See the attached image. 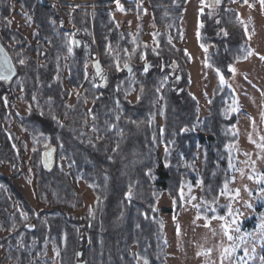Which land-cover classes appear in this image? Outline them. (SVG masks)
Listing matches in <instances>:
<instances>
[{"label":"trees","instance_id":"16d2710c","mask_svg":"<svg viewBox=\"0 0 264 264\" xmlns=\"http://www.w3.org/2000/svg\"><path fill=\"white\" fill-rule=\"evenodd\" d=\"M14 1L21 9L16 11L26 21L32 20L37 30L28 39L12 29L13 1L0 0V39L17 68L11 81L0 82V229L9 232L0 239V251L5 250L0 264H53L49 244L58 249L59 264H136L137 257L147 264H166L161 213H180L181 189L188 182L199 181L202 198L216 204L238 160L234 146L239 136L232 128L239 121L240 105L229 85L230 67L244 61L252 48L231 4L243 5L245 0H206L200 41L204 48L211 47L207 62L221 72L227 84L215 88L204 116L189 91L190 57L171 39V35L177 42L181 39L177 20L187 0H142L152 8L159 46L136 51L131 35L119 32L113 15L98 11L95 32L108 79L102 83L95 77L74 104L69 103L66 85L56 80L55 61L69 50L67 43L58 40L56 28L74 33L66 84L78 89L84 79L83 42L90 36L91 15L81 10L57 14L40 0ZM122 2L135 10V1ZM68 22L71 28H66ZM20 60L25 63L21 65ZM126 62L137 70V81L125 70ZM135 82L138 100L132 102L128 94ZM161 98L159 124L156 114ZM15 102L30 103L31 115H18L13 110ZM13 119L31 138L29 164L35 170L38 199L46 204L40 211L31 206L14 180L24 174L27 162L15 148L14 134L3 127ZM160 145L167 148L161 158ZM199 152L201 170L196 175L193 165ZM49 154L51 163L45 161ZM161 162L164 166L158 170ZM5 165L11 175L4 174ZM80 181L95 195L93 207H87L81 217L76 214L84 209ZM163 191L174 200L173 210L158 208ZM207 210L198 214L206 211L212 219L226 213V208ZM31 220L33 231L26 227Z\"/></svg>","mask_w":264,"mask_h":264},{"label":"rangeland","instance_id":"374dc122","mask_svg":"<svg viewBox=\"0 0 264 264\" xmlns=\"http://www.w3.org/2000/svg\"><path fill=\"white\" fill-rule=\"evenodd\" d=\"M12 1L11 4L15 11L10 19L11 28L20 31L28 39H32V32L37 30V27L31 23L32 20L26 21L21 12L16 11V9H21L14 0ZM48 2L50 3L47 6H50L57 14L71 15V13L76 12L56 1ZM205 7L206 0H187L184 11L177 20L182 30L180 41H175L174 36L171 35L175 46L184 49L190 57L188 65L189 91L199 103L201 116L207 114L215 88L227 84L225 79V82L221 83V72L211 67L207 62V54L211 51V47L204 48L200 41V17ZM231 8L239 13L252 48V54L233 67L235 71L229 82L230 87L235 90L240 105L238 110L239 121L232 128V131L239 136V141L234 146L238 160L230 180L226 183L227 187H224L222 191L224 194H221L216 204L202 198L199 181L197 183L188 182L181 189L183 208L180 213L177 216L173 212L161 213L167 244L166 264H241L242 257L247 259V264H264V260L261 259L264 257V227H262L264 226V191H261L264 188V147H262L264 145V59L261 58L264 57V6L260 3L253 4L247 0V3L243 5L234 1ZM135 9L125 5L122 0L99 3L95 12L93 9L79 8V10L91 15L90 32H87V34L90 33V36L87 39L92 41L99 58H101V49L97 40L95 25L97 13L100 10H106L113 15L121 34L131 35L135 51L138 48L146 49V46L158 48L159 29L153 25L151 6L142 1L140 6L136 5ZM122 18L124 19L123 25L120 24ZM54 24L58 25V22L55 21ZM66 28H71L70 22L66 24ZM56 31L57 37L60 38L58 40L61 43H67L71 48V52L68 50L66 54L61 55L55 61L56 80L62 85H66L69 103L74 104L77 97L85 92V86L88 83L93 84L94 78L86 76L84 72L87 55L83 50V82L78 89L66 84L70 75V58L74 54L72 46L75 37L74 33L69 30L63 31L57 27ZM32 42V44H37L35 41ZM45 48L50 49V43H46ZM128 63L130 62H126V64L131 67L132 80L137 81L138 72ZM135 84L133 91L128 94V98L132 102L138 100L137 82ZM162 100L161 98L158 101L159 108L156 114V120L159 124H162ZM92 106V102H87L88 108ZM230 107L228 106L227 116L231 112ZM13 110L22 117H28L32 113V107L28 102H15ZM3 127L7 132H12L10 134H14L16 138L15 148L22 160L27 162L23 167L24 174L14 180L21 187L31 206L40 211L46 207V204L38 199L35 170L29 164L32 157L29 150L30 135L27 129L19 127L15 119L12 120L11 125L4 123ZM166 151L167 148L159 146L160 158ZM45 161L51 163V155H47ZM163 166L161 162L158 170ZM193 169L196 175L200 174V152L194 161ZM3 172L6 175H11L7 165L4 166ZM152 176L155 177L154 174ZM78 191L83 196L84 201V209L76 212L77 216L81 217L85 215L87 207H93L95 195L83 181L78 183ZM19 206L21 205L17 204V207ZM158 208L164 210L175 208L174 200L166 191H163L158 199ZM217 208H226V213L222 215L224 220L219 219V216L209 219L206 211L198 214L201 209L217 212ZM19 209L24 214L22 215L26 216L24 210L21 207ZM229 213L231 214L229 215ZM30 222H34V220ZM224 225L228 226V235L233 237L232 240H229L228 235H225ZM237 227L239 231H236ZM8 234V231L0 229V239ZM253 248H255V252L252 251ZM225 249H229L230 254L226 253ZM133 250H136V247H133ZM246 250L248 257L253 258L249 259L245 256ZM4 255L5 250L3 249L0 251V260ZM48 257L53 261V264H59V251L52 244L48 245ZM3 264L12 263L4 262ZM136 264H145V260L137 257Z\"/></svg>","mask_w":264,"mask_h":264},{"label":"built area","instance_id":"2783aa9c","mask_svg":"<svg viewBox=\"0 0 264 264\" xmlns=\"http://www.w3.org/2000/svg\"><path fill=\"white\" fill-rule=\"evenodd\" d=\"M47 1H56L60 4L66 5L70 10H76L77 8H88L96 10L97 3L99 2H112L116 0H47ZM92 10V11H93ZM124 19H120V24L123 25ZM121 25V26H122ZM86 60H85V74L88 77L95 75V64L99 60L98 54L94 50V45L92 41L86 40L84 43Z\"/></svg>","mask_w":264,"mask_h":264},{"label":"water","instance_id":"95a60500","mask_svg":"<svg viewBox=\"0 0 264 264\" xmlns=\"http://www.w3.org/2000/svg\"><path fill=\"white\" fill-rule=\"evenodd\" d=\"M40 2L43 5H48L47 2L45 0H40ZM77 42H79V39H76ZM0 48H2V51H0V64H3L5 67H8L9 65L13 66L15 71L11 74L10 79L7 80H0V82H9L11 81L16 75H17V68L16 65L14 63V60L11 56V54L9 53V51L7 50V48L4 46V44L2 43L1 39H0ZM99 64V69L96 66V76L98 77V79L102 80V82L104 83L107 78L108 75L105 74L104 68L101 64L100 61L96 62ZM125 70L130 74L131 73V67L128 65V67H125ZM50 155V154H49ZM27 228L31 231H33L35 229V224L34 222H31L30 225L27 226ZM78 264H84V262L79 261Z\"/></svg>","mask_w":264,"mask_h":264},{"label":"snow or ice","instance_id":"6c2138e0","mask_svg":"<svg viewBox=\"0 0 264 264\" xmlns=\"http://www.w3.org/2000/svg\"><path fill=\"white\" fill-rule=\"evenodd\" d=\"M117 2H118V0H117ZM259 2H260V4L262 6H264V0H259ZM216 3H219V0H216ZM245 3H247V0H245ZM0 51H2V48H0ZM69 51L71 52V48H69ZM251 54H252L251 52L248 53V55H251ZM245 58H247V57H245ZM261 58L264 59V57H261ZM19 63L21 65H23L25 63V61L24 60H20ZM96 66L99 69V64L98 63H97ZM125 67H128V65L125 64ZM230 70L233 71V72L235 71V69L234 68H231V67H230ZM14 71H15V69H14L13 66L9 65L8 67H5L3 64H0V80L10 79L11 74ZM145 71H147V68H145ZM220 79H221V83H224L225 82L223 75H221ZM232 111L235 112V111H237V109L236 108H232ZM117 119H119V117H117ZM262 147H264V145H262ZM226 187H227V184H225V188ZM261 191H264V188H262ZM221 194L223 195L224 193L222 192ZM237 194H238V191H237ZM129 195H130V193H129ZM230 214L231 213H229V215ZM219 219L224 220L225 218L223 216H221V217H219ZM223 227L225 229V235H228V230H227L228 229V226L227 225H224ZM262 227H264V226H262ZM236 231H239L238 227H237ZM228 239L229 240H232L233 237L231 235H228ZM232 251H234V249H232ZM252 251L255 252V248H253ZM225 252L230 254V250L229 249H225ZM245 256L248 257L247 250L245 251ZM248 258L251 259L253 257H248ZM261 259L264 260V257H261ZM145 264H147V261H145ZM241 264H247V259H245V258L242 257L241 258Z\"/></svg>","mask_w":264,"mask_h":264},{"label":"bare ground","instance_id":"6f19581e","mask_svg":"<svg viewBox=\"0 0 264 264\" xmlns=\"http://www.w3.org/2000/svg\"><path fill=\"white\" fill-rule=\"evenodd\" d=\"M141 3H142V0H139V1L137 2V5L140 6ZM137 252H138V251H137Z\"/></svg>","mask_w":264,"mask_h":264},{"label":"flooded vegetation","instance_id":"af4514ba","mask_svg":"<svg viewBox=\"0 0 264 264\" xmlns=\"http://www.w3.org/2000/svg\"><path fill=\"white\" fill-rule=\"evenodd\" d=\"M28 225H30V224H28Z\"/></svg>","mask_w":264,"mask_h":264}]
</instances>
